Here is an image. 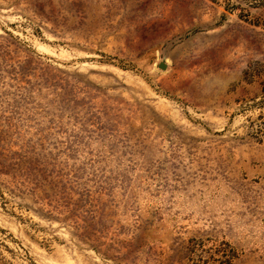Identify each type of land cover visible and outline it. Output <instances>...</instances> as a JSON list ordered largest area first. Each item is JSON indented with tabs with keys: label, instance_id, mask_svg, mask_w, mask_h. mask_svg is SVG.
<instances>
[{
	"label": "rangeland",
	"instance_id": "1",
	"mask_svg": "<svg viewBox=\"0 0 264 264\" xmlns=\"http://www.w3.org/2000/svg\"><path fill=\"white\" fill-rule=\"evenodd\" d=\"M0 264H264V0H0Z\"/></svg>",
	"mask_w": 264,
	"mask_h": 264
},
{
	"label": "water",
	"instance_id": "2",
	"mask_svg": "<svg viewBox=\"0 0 264 264\" xmlns=\"http://www.w3.org/2000/svg\"><path fill=\"white\" fill-rule=\"evenodd\" d=\"M165 59H166V56H164L163 61L158 65V68L161 69V70H163V71H167L168 68H169V66L166 63V60Z\"/></svg>",
	"mask_w": 264,
	"mask_h": 264
}]
</instances>
